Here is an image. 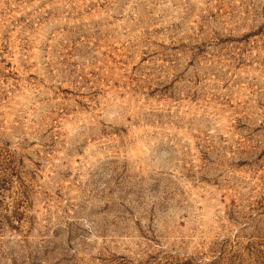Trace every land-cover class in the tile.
<instances>
[{"label":"rangeland","instance_id":"1","mask_svg":"<svg viewBox=\"0 0 264 264\" xmlns=\"http://www.w3.org/2000/svg\"><path fill=\"white\" fill-rule=\"evenodd\" d=\"M0 264H264V0H0Z\"/></svg>","mask_w":264,"mask_h":264}]
</instances>
